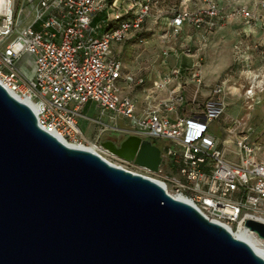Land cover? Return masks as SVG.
<instances>
[{"label":"built area","instance_id":"2783aa9c","mask_svg":"<svg viewBox=\"0 0 264 264\" xmlns=\"http://www.w3.org/2000/svg\"><path fill=\"white\" fill-rule=\"evenodd\" d=\"M155 2L0 0V83L33 104L38 125L69 145L91 144L79 124L81 112L89 104L97 105L101 116L109 114L113 121L121 117L132 122L131 127L120 129L98 119L94 123L101 133L111 128L125 137L167 142L168 161L172 160V171L179 177L157 178L166 160L162 149L163 161L158 173L135 163L132 164L144 173L131 172L158 179L167 192L185 198L209 220L237 232L246 227L247 221L264 215V160L256 158L254 146L242 136L235 143L238 150L234 163L227 159L220 140L210 134V126L226 111L222 99L226 83L212 87L210 97L199 111L182 116L178 115L179 108L188 102L176 91L170 93L168 100L155 99V104L148 105L141 113L130 96L122 95L123 64L113 54L114 46L143 28ZM181 5L168 23L175 37L181 35L185 25L208 32L218 20H229L230 16L256 22L260 18L258 11L264 10V0H258L253 10L241 6L229 15L212 0H203V6L195 9L187 6V0H182ZM99 17L101 24L96 23ZM206 40L205 35L203 41ZM24 55L33 59V79H28L18 65ZM244 61L247 63L248 58ZM181 78V70L176 69L157 78L153 89L162 90ZM190 80L197 90L204 85L198 68H194ZM137 83L143 84L144 79ZM263 91L264 74L259 73L253 77L247 97L254 99ZM171 144L179 146L180 152L168 153ZM93 145L100 149V156L119 158Z\"/></svg>","mask_w":264,"mask_h":264},{"label":"water","instance_id":"95a60500","mask_svg":"<svg viewBox=\"0 0 264 264\" xmlns=\"http://www.w3.org/2000/svg\"><path fill=\"white\" fill-rule=\"evenodd\" d=\"M110 153L158 173L135 136ZM246 227L264 239V223ZM0 264H264L247 242L164 185L72 147L0 83Z\"/></svg>","mask_w":264,"mask_h":264},{"label":"rangeland","instance_id":"374dc122","mask_svg":"<svg viewBox=\"0 0 264 264\" xmlns=\"http://www.w3.org/2000/svg\"><path fill=\"white\" fill-rule=\"evenodd\" d=\"M243 1L231 0L222 4L224 14L229 15L235 8L248 5ZM257 1L254 0L253 5ZM181 2L182 0H156L152 6L151 16L146 20L143 28L113 50V54L123 64L124 78L120 82L122 95L128 94L138 102L147 104V100L154 95L153 79L180 67L189 68L194 65L204 77L207 88L195 104L192 101V88L187 89L190 103L185 105L184 114L190 115L199 111L203 107L205 96L211 93L208 88L226 82V92L222 98L226 104V111L210 126V133L220 140L230 161L237 162L235 154L238 149L235 143L242 136L247 137L254 146L256 158L264 160V91L254 99L247 97V89L253 77L259 73L264 74V22L259 27V37L249 43L250 54L244 57L248 58L246 63L244 58H237L233 47L236 38L241 39L240 30L244 26V19L230 16L229 20H218L213 29L207 32L206 41L200 43L193 41L188 46L184 37L173 36L168 27L172 14L182 7ZM187 6L190 9L200 8L203 6V0H187ZM96 22L101 24V17ZM227 22L233 23V26L228 27L225 25ZM247 64L250 66L248 67ZM18 65L28 79L35 77V66L30 55H24ZM139 79H144V83L138 84ZM98 119L113 128L125 129L132 125L128 119L117 117L113 121L109 114L101 116L95 104L87 106L82 110L79 120L82 130L91 143L102 147L105 141L127 138L123 133L111 128L101 133L94 123ZM152 142L166 153L165 164L162 165L157 178L179 177V174L172 171V160L168 161L170 155L165 151L168 143L160 140ZM173 152H180V147L175 144L169 145L168 153ZM108 159L127 170L144 173L132 163L120 158Z\"/></svg>","mask_w":264,"mask_h":264},{"label":"crops","instance_id":"0c3cea01","mask_svg":"<svg viewBox=\"0 0 264 264\" xmlns=\"http://www.w3.org/2000/svg\"><path fill=\"white\" fill-rule=\"evenodd\" d=\"M212 1L215 2L220 9L223 10L222 4H225L226 2H230L231 0H212ZM253 1L254 0H244L243 2H245L244 4H248L246 6L250 10H253L255 8L254 7L255 5H253ZM258 14H259L260 18L256 22H249V21H246V20L244 21L243 20L245 23H244L243 28L240 30L241 39L238 40V38H236V42H235V44L233 46L234 47V52H235L237 58H239V59L246 57L247 54L248 55L250 54V52H249V48H250L249 45L250 44L249 43L255 41L256 38L259 37V34H258L259 33V27L264 22V10H259ZM225 25H228V27H232L233 23L231 24L230 22H227ZM206 34H207L206 31L199 32V31L193 30L188 25H185L180 36L184 37V40L186 41V45L189 46L193 41H196V42H199V43L201 41H203V36H205ZM249 39H251V41H249ZM119 45H121V44L115 45L114 49H116ZM194 67H195L194 65L192 67H189V68L180 67L179 69L181 70L182 78L179 79V80H173L170 84H168L162 90H154V92H153L154 95L152 96V98H150V100L149 99L147 100V104L138 102L136 99H134L133 97H131L128 94H125V95L130 96L136 102L137 109H138L139 113H141L148 105L155 104V99H157L158 101L168 100L170 98V93L172 91H176V93L178 95H184L186 100H187L186 102L190 103V101L188 100L186 92H187L188 88H192V90H193V96H192L193 99H192V101L195 98H196V100H198V98L203 95L204 90L207 88V85L205 83L204 77L202 76L203 80H204V85L201 86L200 88H198V90H197V86L190 80V75L193 73ZM163 76H165V75H163ZM159 77H162V76H159ZM159 77H157V78H159ZM157 78L152 80V85H153V82ZM211 89H212V86H211V88H208V90H211ZM196 90H197V96L195 94ZM210 95H211V93L209 95L205 96V100L207 98H209ZM149 96H150V94H149ZM146 98H147V94H146ZM196 100H195V102H196ZM188 103L180 106L179 111H178V115H181V116L185 115L184 114L185 113L184 108H185V105H187ZM90 105H92V104H89L87 106H90ZM168 115L170 117H175V115H173V114H168ZM186 115H188V114H186ZM79 124L81 126V121L80 120H79Z\"/></svg>","mask_w":264,"mask_h":264},{"label":"bare ground","instance_id":"6f19581e","mask_svg":"<svg viewBox=\"0 0 264 264\" xmlns=\"http://www.w3.org/2000/svg\"><path fill=\"white\" fill-rule=\"evenodd\" d=\"M12 93V92H11ZM15 97H17L20 101L22 102H25L26 104L32 106L34 109H35V106L33 104H31L30 102H28L26 99L18 96L17 94H14L12 93ZM35 112H36V109H35ZM72 147H75V148H80V149H85V150H89V151H92V152H95L97 154H100L98 148H96L93 143H91L90 145H86V146H73L71 145ZM102 158H105L103 155H102ZM106 159V158H105ZM108 160V159H106ZM109 161V160H108ZM110 162V161H109ZM114 164V163H112ZM115 166H118V167H121L123 169H125L123 166H120L118 164H114ZM158 180V179H156ZM170 193V191H168ZM171 195L175 196V197H178L176 195H174L173 193H170ZM181 199L187 201L185 198L183 197H180ZM255 221H258V222H262L264 223V216H257V219ZM222 225V224H221ZM229 229V228H228ZM230 230V229H229ZM231 231V230H230ZM233 233V235L236 237V238H239L245 242H247L248 244H250L254 250L260 255V256H263L264 257V239H259L256 235L255 232H252L251 230H249L247 227L245 228H241L239 231H231Z\"/></svg>","mask_w":264,"mask_h":264},{"label":"flooded vegetation","instance_id":"af4514ba","mask_svg":"<svg viewBox=\"0 0 264 264\" xmlns=\"http://www.w3.org/2000/svg\"><path fill=\"white\" fill-rule=\"evenodd\" d=\"M124 139H125L124 137H121L120 139H115V140H110V141L113 143H116L117 145H120Z\"/></svg>","mask_w":264,"mask_h":264},{"label":"trees","instance_id":"16d2710c","mask_svg":"<svg viewBox=\"0 0 264 264\" xmlns=\"http://www.w3.org/2000/svg\"><path fill=\"white\" fill-rule=\"evenodd\" d=\"M113 1H114V0H108V3L111 4ZM124 1L126 2L127 0H124ZM99 18H100V17H99ZM99 18H98V19H99ZM98 19H97V20H98ZM97 20H96V21H97Z\"/></svg>","mask_w":264,"mask_h":264}]
</instances>
